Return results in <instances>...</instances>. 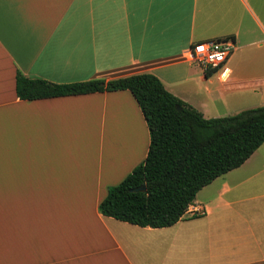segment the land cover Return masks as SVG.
Listing matches in <instances>:
<instances>
[{
  "label": "crops",
  "instance_id": "crops-1",
  "mask_svg": "<svg viewBox=\"0 0 264 264\" xmlns=\"http://www.w3.org/2000/svg\"><path fill=\"white\" fill-rule=\"evenodd\" d=\"M224 38L225 72L205 76L188 49ZM17 71L53 83L148 72L206 117L225 89L264 83V0H0V264H264V141L173 224L134 225L97 210L147 150L131 93L19 99Z\"/></svg>",
  "mask_w": 264,
  "mask_h": 264
},
{
  "label": "trees",
  "instance_id": "trees-1",
  "mask_svg": "<svg viewBox=\"0 0 264 264\" xmlns=\"http://www.w3.org/2000/svg\"><path fill=\"white\" fill-rule=\"evenodd\" d=\"M212 72L203 70L205 76ZM114 90L133 96L145 121L148 146L143 160L107 188L97 204L102 215L138 226H169L183 216L202 186L239 166L264 141V104L204 117L148 72L66 83L15 73L19 99ZM141 184L144 191H129Z\"/></svg>",
  "mask_w": 264,
  "mask_h": 264
},
{
  "label": "rangeland",
  "instance_id": "rangeland-1",
  "mask_svg": "<svg viewBox=\"0 0 264 264\" xmlns=\"http://www.w3.org/2000/svg\"><path fill=\"white\" fill-rule=\"evenodd\" d=\"M216 75L212 76V78L214 79L213 81H215ZM247 89L248 90H239L232 94L227 93L225 89L222 102H218V103L213 102L212 105L214 110L206 113L207 115L205 116L210 117L211 116L210 114H215L216 116L233 114L240 110H244L264 104V83L262 84H258V82L250 83L248 84ZM258 157L264 158V148H261V150H259ZM257 192H264V183H262L259 186Z\"/></svg>",
  "mask_w": 264,
  "mask_h": 264
},
{
  "label": "built area",
  "instance_id": "built-area-1",
  "mask_svg": "<svg viewBox=\"0 0 264 264\" xmlns=\"http://www.w3.org/2000/svg\"><path fill=\"white\" fill-rule=\"evenodd\" d=\"M235 46L231 39H212L192 43L188 49L189 57L195 61L202 70L214 69L223 75V66L227 57L234 51Z\"/></svg>",
  "mask_w": 264,
  "mask_h": 264
},
{
  "label": "water",
  "instance_id": "water-1",
  "mask_svg": "<svg viewBox=\"0 0 264 264\" xmlns=\"http://www.w3.org/2000/svg\"><path fill=\"white\" fill-rule=\"evenodd\" d=\"M176 109H179V107L177 106ZM144 184H141L139 187H136V188H132L130 189L129 191H144Z\"/></svg>",
  "mask_w": 264,
  "mask_h": 264
}]
</instances>
